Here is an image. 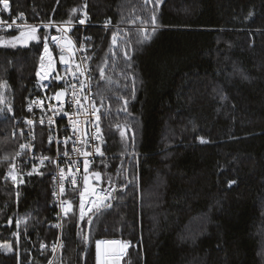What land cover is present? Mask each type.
I'll use <instances>...</instances> for the list:
<instances>
[{"label": "trees", "instance_id": "1", "mask_svg": "<svg viewBox=\"0 0 264 264\" xmlns=\"http://www.w3.org/2000/svg\"><path fill=\"white\" fill-rule=\"evenodd\" d=\"M84 3L9 0V18L65 22ZM86 3L107 156L91 172L117 191L91 225L73 209L52 264H96L95 243L110 240L130 243L120 264H264V0H163L158 9L155 0ZM114 32L121 39L110 49ZM144 34L150 38L139 42ZM37 35L40 42L27 46H0V107L13 109L0 113V158L18 150L13 123L39 92L47 31ZM105 60L110 84L100 79ZM9 163L0 160V264H48L51 252L41 244L57 239L51 171L28 175L27 168L17 173L23 183L13 184ZM18 220L26 223L17 227Z\"/></svg>", "mask_w": 264, "mask_h": 264}, {"label": "built area", "instance_id": "2", "mask_svg": "<svg viewBox=\"0 0 264 264\" xmlns=\"http://www.w3.org/2000/svg\"><path fill=\"white\" fill-rule=\"evenodd\" d=\"M80 15L72 20L70 25L65 24V27L69 28L67 32V36L73 41L75 48L73 50V57H72V64L71 68L75 70V65L80 64L83 62L84 57H91L90 60L87 61V66L90 68V72L88 73L91 75L92 72V58L93 52L91 47L87 45V37L86 33L88 28L92 27L91 24L86 21L84 25L79 24V19H83V13L86 12V8H83ZM24 16L23 19L19 17H12L9 18V11H3V5L0 4V20L6 21L8 24L12 23L13 20H16V25L22 26L25 23L30 25H40L39 29H43L47 31L48 36V43L49 49L52 53V58L54 60L55 70L49 74L48 79L41 80L37 76V72H41V75L44 74V71L47 70L41 69L40 63L38 65L36 71L37 83L39 85V92L38 94L31 97L24 109V114L21 117H18L14 121V130L15 136L18 139V150L20 144H31L32 148L29 151L25 149L23 154L16 158L13 163L17 166V172H25L26 169L33 168V165H36L39 171L49 170L51 171V188H52V207L54 209L52 215V226L53 225H61L63 226L64 220L73 213V209L76 208L77 212L79 213V203H80V192L84 190V182H83V175H84V168H83V155L80 154L84 151L92 152L93 155L89 156L88 159L91 161L89 166V188H94L97 192H100L101 189H105L109 192L112 191L114 186L111 185H101V183L93 182L91 180L92 172L91 167L94 165L95 162L102 159H107L106 154L104 153V147L106 141L103 136V143L100 141L91 139V136L95 133V128L92 126L91 123H86V121L94 120V117L85 116L83 114L82 109H78L77 106L72 101L71 97V88L67 87L69 82L76 83L77 90H79V80L73 81V77L70 73L66 70L68 69L69 65L61 64L59 61L60 57V49L59 47L52 42V36H60L61 33L57 31L56 26H60L64 24V22L53 23L56 26H49L44 28L43 24L48 23H40V22H30ZM6 28L5 25H0V34H11V33H19L20 31L24 30L23 27L13 26L10 30H4ZM63 43V42H61ZM84 45V51H78L81 45ZM43 53V42L42 48L40 52V56ZM39 56V57H40ZM67 58V54H66ZM45 66H47V59L45 60ZM59 75L64 77L63 80H57L55 77ZM92 76V75H91ZM79 79H83V77H79ZM58 91H64L65 95L61 97V100H56L54 98L55 93ZM91 91L93 93L90 99L95 100V91L93 87V82H91ZM86 94V93H85ZM33 101H40L42 104L33 103ZM96 101V100H95ZM32 105V110L28 111L29 105ZM61 104H63V108H61ZM85 108L89 107L88 104L84 105ZM68 113L69 115H64V113ZM79 113V114H78ZM51 117L55 123L49 125L48 118ZM71 121H79L77 125V131L73 132L72 123ZM26 119L33 120V126H31L32 134H34V139L32 135L29 134L30 126L25 123ZM43 119L44 123L41 124L40 121ZM101 130H102V121H100ZM21 131L23 135H21ZM87 131L88 134V143H73L74 141H78L84 137L85 132ZM103 135V132H102ZM52 137L51 143H49V137ZM65 137H71L68 141L67 145L64 143ZM100 146L102 152L104 153L103 156L95 154V147ZM79 148L80 153L74 152L73 148ZM17 150V151H18ZM67 151L69 153L68 157L64 156V152ZM41 157H49L50 160H55L56 163H50L48 160L44 162L43 165L40 164ZM69 158L76 161V164L72 167V171L77 174V185L74 187L71 183V177H67L64 181V192L61 194L60 191V182H59V169H65L67 173L69 168ZM53 193H56L55 195ZM115 192L113 193V195ZM95 197L92 196L90 193L86 194V210L88 205L94 200ZM112 199L108 201L111 202ZM63 202V203H62ZM67 202L71 203L72 211L69 212L67 215L64 213V208H67L69 205ZM92 215L91 213L89 214ZM85 218H88L87 216ZM54 227V226H53ZM57 232V239L55 241H51L49 244H45V248L51 252V261L53 262L55 258L59 256L61 252V247H57L56 251H52V246L57 243L59 240L61 242V234H62V227H54ZM49 264V263H48Z\"/></svg>", "mask_w": 264, "mask_h": 264}, {"label": "snow or ice", "instance_id": "3", "mask_svg": "<svg viewBox=\"0 0 264 264\" xmlns=\"http://www.w3.org/2000/svg\"><path fill=\"white\" fill-rule=\"evenodd\" d=\"M152 2V0H145V3H150ZM163 2V0H155V5L156 8L158 9L160 4ZM0 4L3 5V11H9L10 9V5H9V0H0ZM87 7V3L85 0V3L83 5V8ZM77 11H83V9L81 8H73L71 9V13H76ZM19 18L23 19L24 18V14L20 13L19 14ZM89 19L88 15L86 12L83 13V19H79V24L84 25L86 23V21ZM137 19H141L140 17H137ZM72 23L71 18L68 21H65L64 24H61L60 26H56L53 25L52 21H49L48 24H43L42 26L44 28H47L49 26H56L57 27V31L61 33L60 36H52L51 40L53 43H55L59 49H60V57H59V61L61 64H65V65H69L68 69L66 70L68 73L71 74V76L73 77V81L79 80V90H77V85L76 83H72L69 82L67 87L71 88V97H72V101L74 102V104L77 106L78 109H82L83 110V114L85 116H91L94 117V120L91 121H86V123H91L92 126L95 128V133L91 136V139L100 141L101 143H103V135H102V130H101V107L97 106L96 101L90 99L93 95L92 91H91V82L93 77L91 75H89L88 73L90 72V68L87 66V61L91 59V57H84L83 58V62L80 64H76L75 65V70H73L71 68V64L73 62L72 57H73V50L75 48V45L73 43V41L66 35L67 32L69 31L68 27H65L64 25H70ZM142 23H148V21H142ZM150 23L152 24L153 28L152 31L153 33L156 31L158 25H157V20H156V14L155 11H153L152 15H151V20ZM6 24V28L4 30H10L13 28V26H17V27H23L24 30L19 32L18 36H14L11 37L10 39H2L0 38V46H11L13 48H15L17 46V44H21L24 46H27L29 41H37L40 42L41 37L37 35L38 29L40 27V25H30L25 23L22 26H18L16 25V20H13L12 23L8 24L6 21L0 20V25H5ZM109 25H111V20H107L105 21V27H108ZM139 31L141 33H145L146 30L141 28L139 29ZM150 38L149 34H144L143 35V39L139 42H143L146 41ZM86 40H90L91 37H85ZM121 39V37H119L118 33L114 32L112 34V41H111V48H115L118 46V40ZM63 42V43H61ZM84 45L82 44L80 46V48L78 49V51H84ZM66 54H67V58H66ZM113 55H115V53H112ZM47 59V66H45V60ZM125 59H129L127 52H125ZM40 67L41 69H45V67H47V70L44 71V74L41 75V72H37V76L41 79V80H45L48 79L49 74L55 70V65H54V60L52 58V53L49 49V43H48V36L45 35L43 37V53L40 56ZM108 62L107 60H105L103 62V65L98 66L99 69V73H100V79L105 81L106 83H112V80L110 77H106L105 75V67L104 65H106ZM79 77H83V79H79ZM55 79L57 80H63L64 77L57 75L55 77ZM4 87H7L6 83L4 84ZM86 93V94H85ZM65 95L64 91H58L55 93L54 98L56 100H61V97ZM97 95L100 96V101L101 104L103 103L104 99H106V97L102 94H100L99 92H97ZM117 99H123V97H116ZM33 103H37V104H42V102L40 101H33ZM127 100H124V105L123 107L120 109L122 111H127ZM6 104L5 98L3 97L2 94H0V105ZM85 104H88L89 107L85 108ZM61 108H63V104H61ZM32 110V105L30 104L28 107V111ZM5 111H7V113H12L13 109L12 107L9 105L6 108L0 107V113H4ZM79 114V113H78ZM109 113L106 112L105 115H108ZM64 115H69L68 113H64ZM70 122L72 123V128H73V132L77 131V125L79 124V121H71V117H70ZM25 123L27 125L30 126V132L29 134L32 135V138L34 139V134H32L31 131V126H33V120L31 119H26ZM41 124L44 123L43 119H41L40 121ZM48 123L49 125L54 124L55 121L49 117L48 118ZM126 125H116L117 130H119V134L120 137L123 139H127L126 135H125V131L124 129L126 128ZM21 135H23V132L21 131L20 133ZM13 135H15V133H13ZM71 139V137H65L64 138V143L65 145H67L68 141ZM88 134L87 131L84 134V137L82 139H79L78 141H74L73 143H84L87 144L88 143ZM52 141V137H49V143H51ZM205 141L203 140V138H201V143H204ZM32 145L29 144H20L19 145V149L18 151H16L14 153L13 156L9 157L8 155L3 156L2 158H0V160L3 161H10L9 163V171L6 174V178H10L13 181V184H17V183H23V179L22 177H18L16 172H17V166L15 165V163H12L11 161H15L16 158L20 157L23 154V151L25 149H28L29 151L31 150ZM74 152L80 153V149L74 147L73 148ZM95 154H98L100 156H103L104 153L101 150L100 146H96L95 147ZM83 155L84 159H83V168H84V175H83V182H84V190L80 192V203H79V219L82 221L84 220V218L87 216L88 217V223L89 225H91L92 223V219L91 216L89 215L90 213L92 215H95L96 213H99L102 211L103 208H110L111 204L108 203V201L110 199H115V196L113 195L114 192H116L117 190L115 188L112 189L111 192L105 190V189H101L100 192H97L94 188H89V166L91 161L88 159L89 156L93 155L92 152L89 151H84L82 153H80ZM64 156L68 157L69 153L67 151L64 152ZM48 160L50 163H56L55 160H50L49 157H41L40 158V164L43 165L44 162ZM76 164L75 160H72L71 158H69V168L67 173L65 172V169L60 168L59 169V182H60V191L61 194H63L64 192V181L66 180L67 177H71V183L72 185L75 187L78 183L77 181V174L74 173L72 171V167ZM105 167H107V165H105ZM33 173H36L38 175H42L43 173L39 172L38 168L36 165H33L32 171L28 172V175H32ZM93 176H95V178L99 181L100 177H101V173L99 172H95L92 173ZM235 183V181H230L229 184H233ZM120 191H123V188L120 189ZM91 194L92 196L95 197L94 200L91 201V203L88 205L87 210H86V194ZM54 195L56 193H53ZM18 195V193H17ZM63 203V202H62ZM68 203V207L64 208V213L65 215H67L69 212L72 211V207H71V203ZM9 223H11V220L9 221ZM20 223H26V221H17V227H19ZM54 227H62L61 225L57 224V225H53ZM79 234V233H78ZM14 235H18L17 233H14ZM85 241H87V237L84 238ZM113 245L115 246L112 249L113 252V257L116 261H119L124 255L127 254V249L130 246L129 242L126 241H117V240H113V241H97L96 247H97V262L98 264H100V258H101V245ZM63 243L60 242L59 240L57 241L56 244H54L52 246V251L55 252L57 247H63ZM41 248H45L44 244H41ZM49 264H52V261H49Z\"/></svg>", "mask_w": 264, "mask_h": 264}, {"label": "water", "instance_id": "4", "mask_svg": "<svg viewBox=\"0 0 264 264\" xmlns=\"http://www.w3.org/2000/svg\"><path fill=\"white\" fill-rule=\"evenodd\" d=\"M11 223H9L10 225ZM89 227V226H88ZM86 237H87V242H86V250L88 249L89 246V236H88V229H87V233H86ZM111 241V240H110ZM115 246L113 245H104V256H105V264H120V260L116 261L113 257V252L112 249ZM83 260H85V253H84V257Z\"/></svg>", "mask_w": 264, "mask_h": 264}, {"label": "rangeland", "instance_id": "5", "mask_svg": "<svg viewBox=\"0 0 264 264\" xmlns=\"http://www.w3.org/2000/svg\"><path fill=\"white\" fill-rule=\"evenodd\" d=\"M8 39H10V38H8ZM99 107H101V106H99ZM91 180L93 181V182H98V183H101V181L99 180H97L96 178H95V176H91ZM18 184V183H17ZM114 188H115V186H114ZM96 244H97V242L95 243V258H96V264H98V262H97V247H96ZM100 264H105V256H104V245L102 244L101 245V258H100Z\"/></svg>", "mask_w": 264, "mask_h": 264}, {"label": "bare ground", "instance_id": "6", "mask_svg": "<svg viewBox=\"0 0 264 264\" xmlns=\"http://www.w3.org/2000/svg\"><path fill=\"white\" fill-rule=\"evenodd\" d=\"M94 83V82H93Z\"/></svg>", "mask_w": 264, "mask_h": 264}]
</instances>
